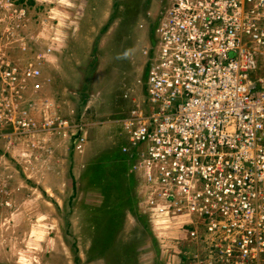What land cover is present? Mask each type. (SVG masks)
<instances>
[{
	"label": "rangeland",
	"instance_id": "374dc122",
	"mask_svg": "<svg viewBox=\"0 0 264 264\" xmlns=\"http://www.w3.org/2000/svg\"><path fill=\"white\" fill-rule=\"evenodd\" d=\"M171 3L0 0V264H179L175 228L162 245L142 220L124 242L107 220L112 188L132 184L115 178L105 146L116 134L123 152V119L149 116L150 48Z\"/></svg>",
	"mask_w": 264,
	"mask_h": 264
},
{
	"label": "built area",
	"instance_id": "2783aa9c",
	"mask_svg": "<svg viewBox=\"0 0 264 264\" xmlns=\"http://www.w3.org/2000/svg\"><path fill=\"white\" fill-rule=\"evenodd\" d=\"M150 51L149 116L122 124L139 207L179 264H264V0H172Z\"/></svg>",
	"mask_w": 264,
	"mask_h": 264
},
{
	"label": "crops",
	"instance_id": "0c3cea01",
	"mask_svg": "<svg viewBox=\"0 0 264 264\" xmlns=\"http://www.w3.org/2000/svg\"><path fill=\"white\" fill-rule=\"evenodd\" d=\"M150 16H151V14H150ZM150 16L145 18V24L148 22V19L150 18ZM146 19H147V21H146ZM143 20H144V18H142L140 20V24H143ZM145 37L146 38L140 40V42L141 41L146 42V43H144V45H142L143 46L142 50L144 52H147V50H149V47H150V44L147 42V40L150 39L151 32L149 31L148 36L145 33ZM99 98H101V97L98 96V99ZM124 98H129V96L124 95ZM113 110L116 111V108H114ZM111 129H109V132ZM122 140H124V139H119L116 134L114 137L109 136V139L107 141V145L105 147H106V149H108L107 151H108L109 156L112 154V152L115 151L114 160L112 162L113 163V171L115 173V178L122 176L125 182L127 181V182H129V184H132V185L130 187H129V185L126 187H121V189L114 188V187L112 188V193H110V194L112 196L111 198H114V200H112V202H111V200H110V202H108L109 206H107V210L111 212V216L109 218H107V220L108 221L111 220L113 222L112 224L122 228V230L120 231L121 234H120L119 240H122L125 242L126 240L131 241L135 237L134 235L137 236V234H134L132 232L127 233L126 231L123 230L124 228L125 229H127L128 227L136 228L138 225L140 226L142 224V220L144 222H146V223H144L145 225L147 224V221L152 222V220L150 219L148 214L145 213L138 205L139 187H136V184L134 185V181L136 183V180H138V179H137V177L133 171V160L131 159V157L128 154L122 152L120 149L118 150V148H117L119 145V142H122ZM101 151H103V150H101V149L98 150L99 154L101 153ZM98 152H96L93 156L96 157L95 155L98 154ZM76 153L78 155L88 154V146L84 145L83 148L77 149ZM109 158H111V157H109ZM120 190H121V192H120ZM119 192L123 193V196H124L123 202H119ZM100 194L104 195L105 193L103 191V193L100 192ZM98 210H100V209H98ZM141 217L146 218L147 220H145ZM151 222H150V224H151ZM150 224H149V228L152 229ZM135 225H137V226H135ZM152 226L154 228V231L156 232V233H154V237L156 236L155 239H157V241L159 243H162V245H163V242H164L163 234H160V232L158 231V227H155L153 222H152ZM152 231H153V229H152ZM168 232H169V235H167V237L171 239L172 238L171 236H174L175 233H173V231H168ZM176 232H177V238H175V240H176L175 244H177V248L180 246L178 248L180 250L178 253L179 258L184 259L185 252L189 250L188 249L189 244L186 240H184V238L181 237V233L178 229H176ZM160 238H161V240H160ZM134 239H136V238H134ZM137 239L141 240V238H137ZM167 242H171V241H167Z\"/></svg>",
	"mask_w": 264,
	"mask_h": 264
},
{
	"label": "trees",
	"instance_id": "16d2710c",
	"mask_svg": "<svg viewBox=\"0 0 264 264\" xmlns=\"http://www.w3.org/2000/svg\"><path fill=\"white\" fill-rule=\"evenodd\" d=\"M155 43V39H153L152 44Z\"/></svg>",
	"mask_w": 264,
	"mask_h": 264
}]
</instances>
